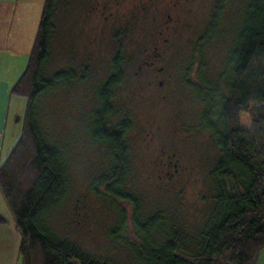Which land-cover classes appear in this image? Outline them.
<instances>
[{
  "label": "rangeland",
  "instance_id": "rangeland-1",
  "mask_svg": "<svg viewBox=\"0 0 264 264\" xmlns=\"http://www.w3.org/2000/svg\"><path fill=\"white\" fill-rule=\"evenodd\" d=\"M247 2L224 1L214 36L210 21L217 14L216 0H63L45 71L72 67L79 72L84 65L86 76L39 101L44 134L60 141L69 164V193L47 215L57 234L118 264H137L128 247L112 235L120 220L118 211L90 189L108 156L92 140L87 114L118 50L124 78L115 93L112 120L126 118L130 125L127 188L139 196L144 215L178 207L183 226L199 227L205 216L201 211L209 207L202 201L208 188L204 173L214 164L218 149L203 128L207 102L196 90L205 88L191 83L216 81ZM29 24L21 34L31 47L38 21L32 28ZM25 47L16 51L25 52ZM220 90L225 92L224 83ZM240 124L249 126L244 112ZM126 214V233L133 240L128 207Z\"/></svg>",
  "mask_w": 264,
  "mask_h": 264
},
{
  "label": "trees",
  "instance_id": "trees-1",
  "mask_svg": "<svg viewBox=\"0 0 264 264\" xmlns=\"http://www.w3.org/2000/svg\"><path fill=\"white\" fill-rule=\"evenodd\" d=\"M224 1L215 3L217 14L210 21L214 36ZM61 3L43 0L26 67L9 90L26 103L19 138L0 164V194L20 235L18 264H118L57 234L47 221L49 212L68 195L70 177L64 147L46 138L38 120L39 101L86 76L84 65L79 72L72 67L45 71ZM234 31L216 81L191 83L205 88L196 90L207 102L203 128L218 149L214 164L203 174L208 188L202 201L209 207L201 211L205 216L197 229L182 225L178 207L144 215L139 196L127 188L130 125L126 118L112 120L115 93L124 78L120 50L96 88L87 119L92 140L108 160L90 189L118 211L120 220L112 235L128 247L137 264H256L264 247V0H248ZM242 112L249 117L247 127L240 124ZM127 207L133 240L126 233ZM5 222L0 215V224Z\"/></svg>",
  "mask_w": 264,
  "mask_h": 264
},
{
  "label": "crops",
  "instance_id": "crops-1",
  "mask_svg": "<svg viewBox=\"0 0 264 264\" xmlns=\"http://www.w3.org/2000/svg\"><path fill=\"white\" fill-rule=\"evenodd\" d=\"M42 4L43 0H0V164L19 138L26 103L24 97L9 92L32 48L22 40L21 31L29 22L31 28L39 22ZM21 45L27 46L25 52L16 51ZM0 215L6 220L0 224V264H18L20 235L1 194ZM256 264H264V247Z\"/></svg>",
  "mask_w": 264,
  "mask_h": 264
},
{
  "label": "flooded vegetation",
  "instance_id": "flooded-vegetation-1",
  "mask_svg": "<svg viewBox=\"0 0 264 264\" xmlns=\"http://www.w3.org/2000/svg\"><path fill=\"white\" fill-rule=\"evenodd\" d=\"M100 3H98V5H99ZM105 5H107V1L105 2ZM102 6H104V3L102 4Z\"/></svg>",
  "mask_w": 264,
  "mask_h": 264
}]
</instances>
